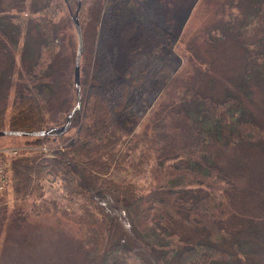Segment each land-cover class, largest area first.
<instances>
[{
    "label": "trees",
    "instance_id": "obj_1",
    "mask_svg": "<svg viewBox=\"0 0 264 264\" xmlns=\"http://www.w3.org/2000/svg\"><path fill=\"white\" fill-rule=\"evenodd\" d=\"M248 1L255 7L256 0ZM259 1V11L264 10V0ZM73 2L76 7L86 0ZM50 5L33 7L43 43L19 73L10 111L0 108V131L62 125L77 100L70 84L71 103L62 115H52L55 89L48 71L53 72L59 58V39ZM127 5L128 0H95L94 19L81 23L83 31L85 25L94 29L89 47L84 36L81 109L66 133L28 136L32 144L49 143L48 153L18 149L4 154L11 182L0 201L5 202L7 191L16 201L43 198L42 181L59 182L63 198L33 208L47 213L54 228L65 219L77 224L87 255L100 264H264L260 194L256 205L245 196L252 208L231 199L232 186L239 191L244 179L241 173H227V157H222L227 150L255 147L261 159L264 126L253 119L242 95L227 89L225 98L214 99L190 87L185 71H176L165 50L170 39L165 32L173 30L174 35L175 27L167 29L153 20L159 30L153 36L159 38L137 45L145 40L143 32L152 33L147 20L137 21L138 36L124 43L128 57L121 65L116 36ZM253 7L252 16L246 11L236 23L237 11L228 23V30L248 48L246 76L251 67L264 73V17ZM173 118L180 126L171 125ZM176 129L181 132L178 144L173 142ZM125 212L130 218L127 237L112 239V229L124 224ZM236 216L246 227L226 229V220ZM179 225L198 226L207 235L196 237Z\"/></svg>",
    "mask_w": 264,
    "mask_h": 264
},
{
    "label": "rangeland",
    "instance_id": "obj_2",
    "mask_svg": "<svg viewBox=\"0 0 264 264\" xmlns=\"http://www.w3.org/2000/svg\"><path fill=\"white\" fill-rule=\"evenodd\" d=\"M48 1L59 39V58L53 62V72L48 71L49 80L55 89L51 99L52 115H62L71 103L70 84H74V62L78 46L71 12L77 9L79 2L75 7L73 0H0V35L5 41L0 42V108L3 106L10 111L19 73L40 52L43 38L34 19L39 13L33 11V7L42 6ZM258 6L261 7L259 0H256L255 7L248 0H128L127 10L123 14L126 17L124 24L116 36L119 37L116 41L119 44L118 62L121 65L126 63L128 47L124 43L138 36V32L134 33L137 21L147 20L148 29L152 30V33H142V37L150 42L142 39L144 41L137 45L143 42L150 45L159 38L153 36L154 32L159 33L153 20L161 22L165 28L175 27L174 35V31L168 28L165 32L164 36L171 40L165 50L175 60L176 71H185V77L192 85L190 87L214 99L225 98L227 89L242 95L253 119L264 126V73L251 67L246 76L248 48L228 30V23L237 11L238 17H233L236 23L242 21L246 11L252 16L251 7L259 11ZM94 8L95 0H86L80 6L81 23H89L94 19ZM259 12L264 17V10L260 9ZM253 27L252 24L247 29L250 37L254 33ZM93 32L92 26L85 25L83 36H88V47ZM171 125L177 127L180 123L177 118H173ZM180 138L181 132L176 129L173 142L178 144ZM43 146L49 149L50 144L45 143ZM5 147L40 150L38 145L30 142L28 136L22 135L0 137V149ZM244 150H227L222 153L223 158L227 157L225 171L241 173L244 179V185L239 191L232 186L230 198L252 208L245 196L250 195L256 205L260 194L261 207L258 206L257 210L264 214V154L259 159L257 148ZM41 152L47 153V150ZM251 175H254V184L249 182ZM42 183L45 193L43 198L30 197L23 202L13 199L10 191L3 195L5 202L0 201V264H100L99 260L87 255L85 235L77 224L65 219L62 225L54 228L47 213L39 214L33 208L45 201L63 198L64 191L59 182L44 180ZM129 219L125 212L122 216L125 225L113 227L112 239L127 237ZM243 222L239 216L230 217L224 226L231 231L238 230L246 227L245 224L241 225ZM179 227L199 238L207 235L198 226ZM5 239L8 240L6 244ZM229 241L225 243L229 245Z\"/></svg>",
    "mask_w": 264,
    "mask_h": 264
},
{
    "label": "water",
    "instance_id": "obj_3",
    "mask_svg": "<svg viewBox=\"0 0 264 264\" xmlns=\"http://www.w3.org/2000/svg\"><path fill=\"white\" fill-rule=\"evenodd\" d=\"M81 2L74 12H71L73 24L75 26L78 36V46L76 52V58L74 62V86L76 88L77 100L76 104L70 110L66 116V120L62 125L53 126L45 130L27 131V130H1L0 136L16 135V136H44V135H61L66 133L71 127L73 116L77 111H80L82 106V94H81V59L84 52V36L81 21L79 18Z\"/></svg>",
    "mask_w": 264,
    "mask_h": 264
},
{
    "label": "built area",
    "instance_id": "obj_4",
    "mask_svg": "<svg viewBox=\"0 0 264 264\" xmlns=\"http://www.w3.org/2000/svg\"><path fill=\"white\" fill-rule=\"evenodd\" d=\"M43 149H46V147L44 146ZM2 151L3 150H0V191H3L7 187L11 179L9 172V162L2 158Z\"/></svg>",
    "mask_w": 264,
    "mask_h": 264
}]
</instances>
